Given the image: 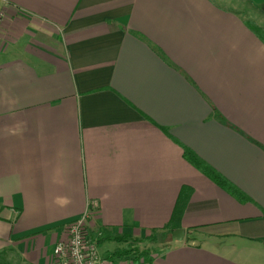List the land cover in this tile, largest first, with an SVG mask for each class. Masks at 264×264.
<instances>
[{"label": "crops", "instance_id": "1", "mask_svg": "<svg viewBox=\"0 0 264 264\" xmlns=\"http://www.w3.org/2000/svg\"><path fill=\"white\" fill-rule=\"evenodd\" d=\"M251 8L264 0L1 3V254L53 264L85 214L89 232L122 237L108 239L113 264H264V24ZM178 199L183 239L126 259Z\"/></svg>", "mask_w": 264, "mask_h": 264}, {"label": "trees", "instance_id": "2", "mask_svg": "<svg viewBox=\"0 0 264 264\" xmlns=\"http://www.w3.org/2000/svg\"><path fill=\"white\" fill-rule=\"evenodd\" d=\"M254 24V23H253ZM264 35V30L259 28ZM183 156L184 158L189 161L193 166H195L200 172L204 173L207 177H209L215 184L220 186L222 189L227 191L228 193L234 195L241 201L249 200V198L240 191L236 186H234L227 178H225L222 174H220L216 169L211 167L210 165L206 164L204 160H202L194 151L187 147H183ZM180 201L175 203L173 214L166 225H164L163 231L159 232L158 235L162 236V238H172L173 231L178 227V221L181 217L182 207H180ZM86 233V232H85ZM86 236L90 241H94L97 245H100L104 241L108 239H113L116 241H121L122 237L117 234H112L106 228H98L95 231L86 233ZM157 234L154 232L151 235L147 236L146 239L155 241ZM131 250V252H130ZM120 250H118L119 252ZM123 254H126V259H131L130 261L133 263H144L149 259L150 252L149 251H142L138 252L137 249H129L123 250ZM1 254V252H0ZM130 254V256L128 255ZM114 254H110L107 258H112Z\"/></svg>", "mask_w": 264, "mask_h": 264}, {"label": "built area", "instance_id": "3", "mask_svg": "<svg viewBox=\"0 0 264 264\" xmlns=\"http://www.w3.org/2000/svg\"><path fill=\"white\" fill-rule=\"evenodd\" d=\"M5 1L0 0V4ZM2 17L0 11V22ZM85 220L87 216L84 214L65 226L66 236L53 246V264H113L100 255L96 243L86 236Z\"/></svg>", "mask_w": 264, "mask_h": 264}, {"label": "rangeland", "instance_id": "4", "mask_svg": "<svg viewBox=\"0 0 264 264\" xmlns=\"http://www.w3.org/2000/svg\"><path fill=\"white\" fill-rule=\"evenodd\" d=\"M249 15L254 18V20L256 19L259 23H261L262 25L264 24V13L260 12L259 10H257L256 8H251L250 11H248ZM255 21V22H257ZM86 220H85V224H84V230L86 233H88V228L86 227ZM157 234L156 237V242L152 241V240H143V239H136V240H130L128 241L126 247L128 248H133V249H137L138 252H144V251H154L160 247H162L164 245V243L167 241L168 238H162L159 234V232H155ZM170 240V239H169ZM111 245H113V243L111 241H106L105 243H103L100 247H98V251L100 253V255L105 258L108 259L107 256L105 255V250L106 249H111L114 248V245L111 247ZM125 248V247H124ZM104 255V256H103ZM116 258V257H115ZM112 261V260H111ZM113 262V261H112ZM0 264H19L18 260H14V258L11 256V254L9 253H2L0 255Z\"/></svg>", "mask_w": 264, "mask_h": 264}, {"label": "water", "instance_id": "5", "mask_svg": "<svg viewBox=\"0 0 264 264\" xmlns=\"http://www.w3.org/2000/svg\"><path fill=\"white\" fill-rule=\"evenodd\" d=\"M172 235L175 240L181 241L183 239L184 230L182 228H176Z\"/></svg>", "mask_w": 264, "mask_h": 264}, {"label": "bare ground", "instance_id": "6", "mask_svg": "<svg viewBox=\"0 0 264 264\" xmlns=\"http://www.w3.org/2000/svg\"><path fill=\"white\" fill-rule=\"evenodd\" d=\"M56 242H57V241H56ZM56 242H55V243H56ZM54 245H55V244H54ZM96 245H97V244H96ZM52 250H53V248H52Z\"/></svg>", "mask_w": 264, "mask_h": 264}]
</instances>
